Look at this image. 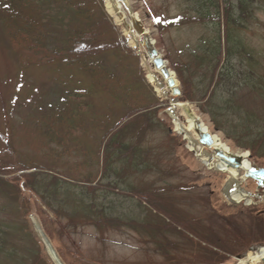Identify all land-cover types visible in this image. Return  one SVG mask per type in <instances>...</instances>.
Masks as SVG:
<instances>
[{"label":"rangeland","instance_id":"obj_1","mask_svg":"<svg viewBox=\"0 0 264 264\" xmlns=\"http://www.w3.org/2000/svg\"><path fill=\"white\" fill-rule=\"evenodd\" d=\"M30 1L35 5L29 3L30 12L16 7L15 13L28 20L39 16L43 25L30 29L43 30L48 45L10 39L7 33L14 21L7 20V0H0L2 180L10 183L31 167L40 169L27 173L66 177L79 186L91 177L89 186L99 190L92 200L104 215L98 219L100 226H74L64 216L57 218L40 195L21 186V180L18 190L9 189L14 201L0 197L5 264H55L36 227L62 264H239L264 248V188L250 179L243 181L244 173L232 182L227 174L207 167L187 149L194 141L178 134L172 120L175 114L184 124L175 104L189 105L191 114L221 136L233 153L248 152L233 140L243 133L236 131L238 125H255L264 133V0H255L254 20L243 32L255 53L253 66L245 65L243 71L253 70L255 90L253 86L236 91L230 124L217 117L232 141L216 131L199 103L182 100V94L173 98L171 93L168 99L156 94L147 80L156 70L147 49L131 47L125 25L110 14L105 0ZM123 7L138 15L140 27L168 68H192L201 96L210 74L195 54L201 39L216 31L213 16L194 23L200 13L185 0H125ZM209 8L205 0V10ZM76 33L85 34L83 50L57 55L67 47L66 38ZM77 60L93 71L92 76L75 64ZM176 80L182 92L177 74ZM150 106L157 107L145 111L148 121L139 114L129 117ZM119 122L125 128L115 139L118 145L108 147L105 134ZM248 161L264 169V157L250 155ZM230 183L253 194L254 205L230 201ZM136 193H154L164 201L169 217ZM82 218L78 211L72 221Z\"/></svg>","mask_w":264,"mask_h":264},{"label":"trees","instance_id":"obj_2","mask_svg":"<svg viewBox=\"0 0 264 264\" xmlns=\"http://www.w3.org/2000/svg\"><path fill=\"white\" fill-rule=\"evenodd\" d=\"M17 1L18 3L14 0H7L6 4L9 11L7 20L14 21V24L10 27L7 33L10 39L12 38V40L17 43L26 39H36V45L42 46L43 43L48 45V36H45L43 30L30 29L32 25H43L39 16L35 19L28 20L25 17H21L20 13H15L16 7H21L30 12L31 9L29 7V3L32 6L35 5L31 3L30 0H26V2L22 0ZM185 1L191 3L195 10L200 13L198 16H200L201 19L195 18V20H193L194 23L210 19L213 16V23L216 26V31L213 32L212 36L208 39L206 37L201 39V44L198 45V50H196L195 54L196 60L202 67L209 71L207 74H210L208 87L205 92L202 93L201 96H197L198 88L194 80V72L189 65L174 64L173 69L182 85V95L185 97H183L182 100L199 103L201 105V110L209 115L216 131L223 132L222 127L218 123L217 117H221L223 123L230 124V118L233 116L231 111L235 110L233 100L235 98L236 91L239 88L253 87L256 81V78L254 79L253 77L254 72L253 70H250V67L248 70L246 69L243 71L245 65L253 66V60H255V53L248 47L245 37L243 36V32L248 30L250 27L249 22L251 21L252 23L254 20L256 1L209 0L210 7L212 9L209 8L206 10L205 0ZM72 8H74L78 12L76 13L81 16L79 14L78 6H74ZM89 16V20H91L92 23L93 17L91 15ZM84 36L85 34L81 33L69 35L64 41L68 44L67 47L59 49L57 51V55H63V52L65 55H70L72 53L74 54V51L79 54V52L83 50L82 46L84 45ZM235 62L239 63V67L236 68ZM75 64L79 65L81 70L84 69L85 74L92 76L93 71L85 69V63L77 60ZM252 90H255V86ZM220 97H222L223 100L221 101V104L218 105ZM156 107L157 106H150L147 109L140 111H132L129 117L132 118L134 115L139 114L143 118H146V121H148L149 115L146 114L147 112L145 111ZM134 121L135 118L129 122ZM120 122L113 128L107 130V133L105 134L104 139L106 140L109 138L107 143L108 147L110 144H112V146L118 145L115 139L125 128L121 127L122 124ZM241 129L243 133L240 134V139H233L237 140V147L250 151L252 157H264V133L259 130L260 128L255 125L241 128V126L238 125L236 131L239 132ZM223 133L225 134L226 139L232 141L231 134H229V132ZM52 134L55 135L53 132ZM59 137L60 136H58V138ZM61 140V138L58 139V141ZM107 151H105L106 155L102 156L105 160L108 158ZM39 169L40 168L35 167L22 169L24 174H22L18 179L12 180L11 182L9 181L10 183L2 180L3 175L0 174V197L14 201L11 197L9 189L13 188L18 190L19 187L16 185H19L22 180L23 184L21 186L23 188H27L35 195H40V197L46 202L48 209L52 211L57 218L64 216L65 220L74 226L88 224L100 226V221H98V219L103 216L104 213L103 210L99 209V206L94 203V200H92L93 195L99 190L97 187L89 186L88 181L91 177L84 179L81 182V186H79L66 177L45 176V178L37 172L27 173V171ZM104 170L107 171V169ZM44 179L45 182H47L45 184L42 183ZM85 181L87 182L85 183ZM136 196L148 202L152 209L154 208L157 211L164 212L166 216L169 217L163 207L164 201L157 199L154 193H136ZM71 202H74L72 206H70ZM78 211L81 212L83 218L78 221H72V217H76ZM2 243H4V241H2L0 231V264H5L4 258L2 257Z\"/></svg>","mask_w":264,"mask_h":264},{"label":"bare ground","instance_id":"obj_3","mask_svg":"<svg viewBox=\"0 0 264 264\" xmlns=\"http://www.w3.org/2000/svg\"><path fill=\"white\" fill-rule=\"evenodd\" d=\"M106 1V7L107 10L110 12L111 15H113L117 21L123 25H125L126 34L130 35V45L133 49L138 50L140 47L147 48V44H150V38L149 33L144 30L143 34H138L135 29V24L138 26H141L140 19L138 15H134L133 13H127L124 9V1L125 0H105ZM160 75L162 77V74L159 70H155V72H149L147 74V80L149 84L154 88V91L156 94L163 99H168L169 95L173 92V90L169 87L168 82L162 77L164 81V85L159 80L158 76ZM173 96V94H172ZM174 98V96H173ZM176 109H179L182 111L186 122L182 124L175 114L172 116V120L174 122L175 131L178 134L183 135L184 139L186 140H193L195 144L189 145L187 149L196 155L197 158L203 162L207 167L210 169L216 170L217 172L227 174L232 182H235L240 176L241 173H245L248 171L251 166L250 162L248 161L249 156L251 155L249 152H238L233 153L232 148L229 147L223 138L219 135H216L210 131L209 126H207L204 122L201 121L198 117H196L194 114H191V109L189 105L185 104H175ZM197 123L202 125V129L204 133H209L214 140V145L211 147H203L200 144V138L197 134L198 127ZM192 137L194 139H192ZM199 144L196 143V141ZM210 151V153H208ZM221 151L226 156L230 157H236L241 162L242 165L239 168H235L233 166L228 165L225 161L222 159H219L216 157V153ZM243 181L246 180V177H242ZM231 184V183H230ZM227 198H229L230 201H233L235 203H243L247 206H253L254 205V198L255 196L253 194H250L246 190H242L239 187L231 186L228 189L227 192ZM37 233L40 235L41 238L44 239V236L40 229L36 227ZM46 244V242H45ZM47 249L49 251V254L55 264H62L60 263L59 259L50 251V248L46 244ZM264 262V248L259 249L257 252L249 254L245 259L239 261V264H263Z\"/></svg>","mask_w":264,"mask_h":264},{"label":"water","instance_id":"obj_4","mask_svg":"<svg viewBox=\"0 0 264 264\" xmlns=\"http://www.w3.org/2000/svg\"><path fill=\"white\" fill-rule=\"evenodd\" d=\"M135 29L138 34H143L144 30L135 24ZM150 44H147V57L150 61L153 62L155 68L159 70L162 74V77L168 82L169 87L173 90V96L174 98H178L181 95V91L178 87L176 75L175 73L168 68L166 60H164L159 52L154 48L152 40L149 42ZM198 131L197 134L200 138V144L204 147H211L214 145L213 137L209 133L203 132V127L201 124L197 123ZM216 157L219 159H222L225 161L228 165L235 167L236 169L241 167L242 162L237 159L236 157H230L226 156L221 151L216 153ZM246 178L252 179L254 181L258 182V186L261 188L264 186V170H258V169H250L246 173ZM46 243L48 244L50 251L54 253L53 249L51 248L50 244L46 240ZM55 255V253H54ZM57 257V256H56Z\"/></svg>","mask_w":264,"mask_h":264}]
</instances>
